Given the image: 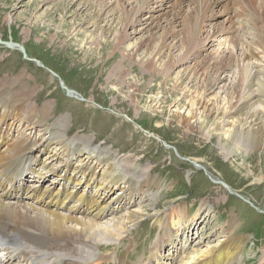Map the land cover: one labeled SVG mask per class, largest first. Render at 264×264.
<instances>
[{
  "label": "rangeland",
  "instance_id": "374dc122",
  "mask_svg": "<svg viewBox=\"0 0 264 264\" xmlns=\"http://www.w3.org/2000/svg\"><path fill=\"white\" fill-rule=\"evenodd\" d=\"M116 1L103 0L109 4L102 8L95 0H0V80L23 78L33 88L30 103L38 106L34 121L43 125L41 131L66 116L70 137H89L91 147L108 148L130 167L149 170L154 177L152 196L140 202L143 195H133L140 205L130 210L143 217L133 215L118 241L100 244L98 262L177 264L183 254L193 256L215 246L225 230L243 242L237 264H264V144L252 149L250 139L241 140L247 150L224 155L217 138L202 136L204 121L189 133L179 125L187 113L185 90L194 96L215 80L207 92L211 102L239 86L237 60L247 45L260 41L254 20L247 30L237 28L228 13L231 3L222 0L208 12L215 18L204 19L186 53L187 20L192 19L194 29L201 20L194 13L198 2L169 0L150 11L161 1L153 0L132 28L123 27L126 15ZM213 32L216 40L209 42ZM120 33L127 39L115 48ZM129 45L138 47L128 54H134L132 60L123 56ZM154 55L157 62L149 72L144 61ZM228 58L234 63L227 70L212 67ZM117 65L125 70L122 76ZM47 102L50 115L43 118L39 110ZM202 204L208 205L206 211H199ZM176 213L185 220L177 222Z\"/></svg>",
  "mask_w": 264,
  "mask_h": 264
},
{
  "label": "bare ground",
  "instance_id": "6f19581e",
  "mask_svg": "<svg viewBox=\"0 0 264 264\" xmlns=\"http://www.w3.org/2000/svg\"><path fill=\"white\" fill-rule=\"evenodd\" d=\"M95 1L101 2L102 8L109 4H104L103 0ZM117 1L124 8L122 14L126 15L123 27L132 28L140 22L147 9L145 5L153 3V0ZM167 1H155L156 7L150 11L158 10ZM212 1L193 0L198 2V7L192 11L197 18L200 15L201 20L198 19L200 24L194 29L192 19H186L185 30L190 32L187 36L190 48L185 49L186 53L192 50L204 19L215 18V15L208 17L207 14L222 0ZM226 1L231 3L228 13L230 19L237 22V28H250L249 22L253 19L254 28L258 30L255 36L258 35L260 41H256L258 45L244 48L237 60L239 86L225 97L210 102L207 92L215 86V80L203 93L187 96L188 91H184L183 97L188 100L184 107L187 113L181 115L179 125L189 133L200 121L210 119L200 126L202 136L205 140L217 138L220 153L231 155L239 148L247 150L241 140L250 139L252 149L264 144V0ZM87 5L93 7L91 2ZM245 17H248V23ZM227 30L225 27V33ZM125 39L126 35L120 33L115 48ZM207 39L209 42L216 40L215 32ZM137 48L133 45L124 47L122 51L127 53H123L124 58L132 60L134 54H128ZM157 58L154 55L144 61L149 72ZM186 58L187 54L178 61ZM232 63L233 60L228 58L224 65L214 62L212 67L227 70ZM116 72L122 76L125 70L120 66ZM21 79L6 77L0 80V105L4 107L0 113V264H102L98 262L102 258L100 244L107 246L118 241L133 215L134 219L139 215L143 217L130 209L152 196L154 177L149 170L130 167L124 157L108 148L91 147L89 137H70L66 116H61L42 132L43 125L34 121L38 106L30 103L34 90ZM178 84L177 81L174 87ZM50 108L51 102L42 105L39 111L43 118L50 115ZM175 113L170 112V115ZM28 175L33 180L28 181ZM134 194L143 195L140 202L133 199ZM207 206L202 204L199 211H206ZM175 215L177 222L180 217L185 220L182 214ZM162 226L166 228L165 223ZM236 226V222L231 225L232 232ZM168 236L169 233L166 243L171 240ZM221 237L224 239L208 250L194 251L193 256H177V264H237L243 242L225 230ZM162 245L159 249H164ZM156 258L157 252L155 261ZM149 264L153 262L150 260Z\"/></svg>",
  "mask_w": 264,
  "mask_h": 264
}]
</instances>
